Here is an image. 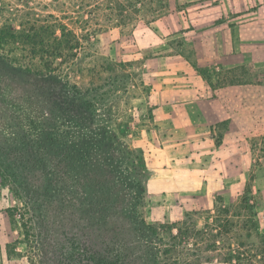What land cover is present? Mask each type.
I'll list each match as a JSON object with an SVG mask.
<instances>
[{"label": "rangeland", "instance_id": "1", "mask_svg": "<svg viewBox=\"0 0 264 264\" xmlns=\"http://www.w3.org/2000/svg\"><path fill=\"white\" fill-rule=\"evenodd\" d=\"M220 3L0 0V264H158L155 241L169 234L157 226L191 214L201 227L219 192L232 202L251 178L264 186L256 123L239 131L248 169L223 189L194 146L161 155L153 109L166 72H210L236 35L264 40V27L223 24ZM253 113L263 126L264 107Z\"/></svg>", "mask_w": 264, "mask_h": 264}, {"label": "crops", "instance_id": "2", "mask_svg": "<svg viewBox=\"0 0 264 264\" xmlns=\"http://www.w3.org/2000/svg\"><path fill=\"white\" fill-rule=\"evenodd\" d=\"M219 8L224 13L228 8L231 14L223 24L236 28L264 27V0H230L229 6L220 3L216 9ZM242 40L244 52L239 48ZM229 44L233 45V51L219 54L216 67L210 72L188 69L166 72L155 89L167 97L157 101L153 109L156 125L165 127L168 134L161 155H168L170 147L194 146L203 156L204 170L215 172L210 179L217 186L221 184L222 189L228 179L237 177L239 169H248V162L244 161L245 167L238 164L239 131L254 132L257 128L264 135V125H259L261 121H256L253 113L255 107H264V40L257 43L251 36L242 39L236 35ZM221 45L229 47L226 39ZM239 117L245 121H239ZM178 139L186 141L178 143ZM240 153L246 155V151ZM161 171L165 170L156 173ZM157 174L148 180L151 189L156 187L155 192L164 183ZM254 182V191L264 199V186Z\"/></svg>", "mask_w": 264, "mask_h": 264}, {"label": "trees", "instance_id": "3", "mask_svg": "<svg viewBox=\"0 0 264 264\" xmlns=\"http://www.w3.org/2000/svg\"><path fill=\"white\" fill-rule=\"evenodd\" d=\"M252 178L243 194L227 202L216 197L213 207L204 211L205 220L199 227L191 214L169 226V242L155 241L158 264H264V231L261 229L259 207L262 198L254 191ZM156 227H150L158 237Z\"/></svg>", "mask_w": 264, "mask_h": 264}]
</instances>
